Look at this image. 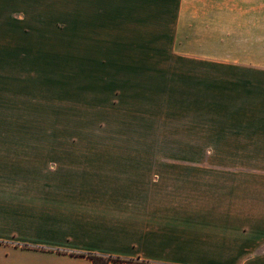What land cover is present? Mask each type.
Segmentation results:
<instances>
[{
	"label": "crops",
	"instance_id": "0c3cea01",
	"mask_svg": "<svg viewBox=\"0 0 264 264\" xmlns=\"http://www.w3.org/2000/svg\"><path fill=\"white\" fill-rule=\"evenodd\" d=\"M259 2L178 5L199 7L198 27L230 37L229 22H261L238 13ZM19 6L0 0V38ZM229 64L246 76L217 113L190 117L187 156H165L163 145L121 155L131 148L30 145L29 83L0 45V264H94L75 253L134 260L109 264H264V64Z\"/></svg>",
	"mask_w": 264,
	"mask_h": 264
},
{
	"label": "rangeland",
	"instance_id": "374dc122",
	"mask_svg": "<svg viewBox=\"0 0 264 264\" xmlns=\"http://www.w3.org/2000/svg\"><path fill=\"white\" fill-rule=\"evenodd\" d=\"M19 2L0 45L29 83L30 145H120L138 156L148 152L140 145H163L165 156H187L190 117L217 113L246 76L229 63L264 64V0L239 8L261 22H229L230 37L211 36L199 7L179 0Z\"/></svg>",
	"mask_w": 264,
	"mask_h": 264
},
{
	"label": "trees",
	"instance_id": "16d2710c",
	"mask_svg": "<svg viewBox=\"0 0 264 264\" xmlns=\"http://www.w3.org/2000/svg\"><path fill=\"white\" fill-rule=\"evenodd\" d=\"M75 254H79V255H85L90 257L94 264H109L110 261L112 260H123V261H129V262H133L134 260H129V259H124L121 257H115V256H105V255H101V254H97V253H75ZM140 262V261H138Z\"/></svg>",
	"mask_w": 264,
	"mask_h": 264
}]
</instances>
